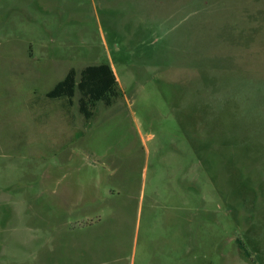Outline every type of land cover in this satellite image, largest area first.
<instances>
[{"label":"rangeland","instance_id":"374dc122","mask_svg":"<svg viewBox=\"0 0 264 264\" xmlns=\"http://www.w3.org/2000/svg\"><path fill=\"white\" fill-rule=\"evenodd\" d=\"M0 264H264V0H0Z\"/></svg>","mask_w":264,"mask_h":264},{"label":"trees","instance_id":"16d2710c","mask_svg":"<svg viewBox=\"0 0 264 264\" xmlns=\"http://www.w3.org/2000/svg\"><path fill=\"white\" fill-rule=\"evenodd\" d=\"M78 93L77 111L86 122L93 117L98 105L109 108L121 96L115 74L110 65H88L79 74L70 69L45 96L47 99H64L68 104Z\"/></svg>","mask_w":264,"mask_h":264},{"label":"crops","instance_id":"0c3cea01","mask_svg":"<svg viewBox=\"0 0 264 264\" xmlns=\"http://www.w3.org/2000/svg\"><path fill=\"white\" fill-rule=\"evenodd\" d=\"M111 68H112V67H111ZM112 70H113V68H112ZM113 72H114V70H113ZM67 73H68V72H67ZM67 73H66V74H67ZM114 74H115V73H114ZM65 76H66V75H65ZM115 77H116V75H115ZM116 80H117V77H116ZM117 83H118V81H117ZM118 86H119V85H118ZM48 92H49V91H48ZM48 92H47V93H48ZM47 93H46V94H47ZM46 94H45V95H46Z\"/></svg>","mask_w":264,"mask_h":264}]
</instances>
